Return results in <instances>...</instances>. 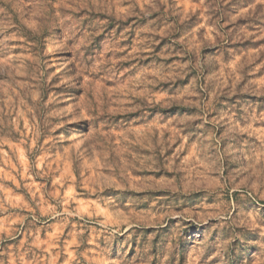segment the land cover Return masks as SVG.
<instances>
[{
    "label": "rangeland",
    "instance_id": "rangeland-1",
    "mask_svg": "<svg viewBox=\"0 0 264 264\" xmlns=\"http://www.w3.org/2000/svg\"><path fill=\"white\" fill-rule=\"evenodd\" d=\"M0 264H264V0H0Z\"/></svg>",
    "mask_w": 264,
    "mask_h": 264
}]
</instances>
